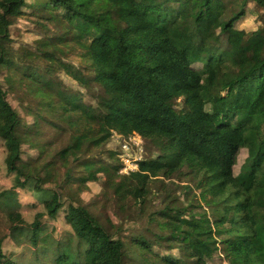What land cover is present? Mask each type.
Instances as JSON below:
<instances>
[{"label":"trees","instance_id":"1","mask_svg":"<svg viewBox=\"0 0 264 264\" xmlns=\"http://www.w3.org/2000/svg\"><path fill=\"white\" fill-rule=\"evenodd\" d=\"M248 5L252 31L236 25ZM22 17L33 48L14 45ZM113 131L146 141L137 169L121 172ZM0 138L12 186L43 194L28 219L0 191V264H264V0H0ZM97 181L99 204L130 205L141 228L74 202Z\"/></svg>","mask_w":264,"mask_h":264},{"label":"rangeland","instance_id":"2","mask_svg":"<svg viewBox=\"0 0 264 264\" xmlns=\"http://www.w3.org/2000/svg\"><path fill=\"white\" fill-rule=\"evenodd\" d=\"M82 2L83 0H78ZM218 4V2H216ZM261 24V10L257 8L255 5H248L245 10V14L241 19L238 20L236 25L239 28L245 29L246 31L255 30ZM49 28H44L47 34H50L48 31ZM10 32H12V37L15 40V47L20 46H29L33 48L34 39L37 36V32L31 22L26 20L24 17L19 18L15 24H13L10 28ZM45 34V33H43ZM200 50H204L205 47L198 46ZM236 59L238 64L240 65L241 70L243 71V53L240 50L236 52ZM71 68L76 69L79 63L73 59H69L66 61ZM14 95L19 94V84L16 87H13ZM9 99L13 100L12 96H9ZM11 100V101H12ZM84 101L88 102L87 97L84 98ZM16 105L15 102H13ZM49 103V102H48ZM116 131H113L114 133ZM120 139V138H119ZM119 139L112 137V139L107 143L108 149L118 150L120 147ZM142 140V141H141ZM125 143V140L121 139V145ZM131 155L129 153H120L119 158L122 161L121 171H131L129 169H137V161L140 160L143 156L141 155V151L145 153L146 151V141L140 138V143L138 142V138L131 140ZM106 148V146H105ZM143 153V155H144ZM156 156V154H152ZM247 155V150L245 148H241L237 155L236 164L233 166L234 173L239 172L240 166L243 163L245 157ZM5 156H6V148L4 146L3 140L0 138V191L7 190V194L12 195L14 199H17L20 202L19 210L26 216L28 219L31 218V212L35 210L37 206L41 207V192H38L36 189H33L32 181L24 188H14V176L15 172H8L5 166ZM105 157V156H103ZM141 157V158H140ZM66 172V166L60 165L58 167L56 176L57 179H61ZM45 172L41 171L40 175L44 176ZM174 183H186L185 180L179 181V179L172 180ZM172 183V182H170ZM175 185H171L174 187ZM181 194V193H179ZM178 194V195H179ZM43 195V194H42ZM155 202L153 204L154 209L161 208L164 206V203L167 198L165 193L158 192L155 194ZM72 198L76 204H84L87 205L96 215H100L101 217H109L115 223H118L121 227H127L133 225L134 227L141 228L143 226V222L136 221V211L130 206L126 205L124 212H120L122 215L116 216L113 214V210L109 207H103L99 204L98 201L103 200L102 186L101 182H90L88 189L78 192L76 189L72 192ZM182 199V196L177 197L173 202L177 204L179 200ZM96 201V202H95ZM95 202V204H92ZM192 211L190 209L187 210V214L189 215ZM28 214V215H27ZM47 223L49 225V230L55 235H60L62 233H69L70 228L63 220V213L60 211L56 218L48 217ZM8 221L4 217L3 213L0 210V237L3 236L7 232ZM3 249L11 248L10 244L7 242H3ZM15 248V247H13ZM225 259L220 255L216 254L213 258L211 264H226Z\"/></svg>","mask_w":264,"mask_h":264},{"label":"built area","instance_id":"3","mask_svg":"<svg viewBox=\"0 0 264 264\" xmlns=\"http://www.w3.org/2000/svg\"><path fill=\"white\" fill-rule=\"evenodd\" d=\"M112 137H115L116 139L120 138L119 139V143H120V147L122 149V153H129L130 155H131V149H132L131 140L135 139V138H138V142L140 143V138H141L136 133H133V134H131L129 136L123 137V136H121L120 134H118L116 132L112 133ZM121 139L125 140V143H123L122 145H121ZM129 170H134V169H129ZM121 172H124V171H121ZM125 172H128V170L125 171Z\"/></svg>","mask_w":264,"mask_h":264}]
</instances>
